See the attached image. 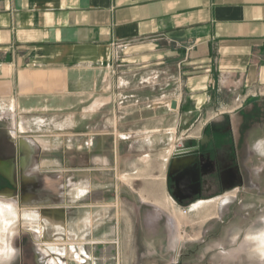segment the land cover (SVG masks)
Returning <instances> with one entry per match:
<instances>
[{"label":"crops","instance_id":"1","mask_svg":"<svg viewBox=\"0 0 264 264\" xmlns=\"http://www.w3.org/2000/svg\"><path fill=\"white\" fill-rule=\"evenodd\" d=\"M120 42L130 43L136 61L186 63L188 93L110 91L106 82L113 77L105 66ZM0 97L17 121L32 126L33 152H47L36 169L69 179L70 207L86 196L79 213L64 222L65 235L78 231L87 238L80 213L89 209L101 212L93 224L85 218L95 226L92 238L111 203V235L121 249L127 241L121 227L132 225L119 216L122 194L138 191L128 182L135 173L130 148L166 129L170 118L175 128L189 118V131L210 108L220 115L252 97L263 101L264 0H0ZM54 121L62 134L44 133ZM164 180L167 192V161Z\"/></svg>","mask_w":264,"mask_h":264},{"label":"rangeland","instance_id":"2","mask_svg":"<svg viewBox=\"0 0 264 264\" xmlns=\"http://www.w3.org/2000/svg\"><path fill=\"white\" fill-rule=\"evenodd\" d=\"M129 46L116 48L113 60L105 66V72L113 77L112 81L109 79L106 82L110 91H119L124 95L135 93L137 96L147 93L156 97L162 94L173 96L181 89L184 94L188 93L185 85L188 75L185 74L190 67L186 63L174 64L164 60L138 62L131 59L127 50ZM2 94H8V90H3ZM126 103L127 101L122 105L125 106ZM239 104L241 101H237L236 106ZM244 104L241 109L227 115L235 122L237 133L241 136L245 131L249 133L246 150L253 154L248 162L255 170L253 184L256 189L249 190L245 195L235 191L234 195L225 198L203 200L190 208L174 203L168 187L165 192L166 161L168 163L174 149L186 139L185 134L199 135L203 123L218 115L210 108L201 116V123H197L189 131H186L189 118H186V125L184 123L182 128H175L174 118H170L166 129L148 133L144 144H135L130 148L129 153L133 154L135 162V173L129 177L128 182L133 181L138 191L128 189L122 194L119 216L130 219L132 225L121 227L123 236L127 239L121 249L117 236L111 235L114 226L110 219L116 213L114 208L113 211L110 209L111 203H108V208H104L102 213V217L108 220L102 226L96 227L97 234L103 232V236L98 235L93 239L90 238L89 231L95 226L90 224V219L85 218L93 217V224L95 217H101V212L92 214L89 209H82L80 216L84 218L82 222L87 221V225L80 229L83 236L85 230L87 231V238H82L77 231V238L69 235V239L67 235H63L61 229L52 231V226L59 225L55 224L50 215L42 216L30 209L31 211H22L23 218L20 219L18 209L0 207V260L13 256L20 224H23L25 229L33 228L39 232V246L48 254L47 257L43 256L46 261L50 260V264H66V259H59L57 253L67 255L66 248H75L77 253L85 242L87 257L78 256L77 253V258L71 259L70 264H81L83 258L85 264H261L251 252L244 235L251 226H258L260 221L264 225V99L260 102V98L252 97ZM232 108L234 107L229 110ZM13 118L14 115L0 97V126H6L10 136L13 133V121H17ZM54 122L46 124L42 131L62 134L61 125ZM17 123L16 129L21 127L23 133L32 130V126L28 129L20 120ZM22 135L27 136L29 141L33 140L31 132ZM227 199L229 201L226 204ZM30 217H33V222ZM59 219L62 217L59 216ZM39 221L48 227L47 234L51 239H42L44 224L37 227ZM12 240L13 247L10 245ZM98 242L103 244L96 246Z\"/></svg>","mask_w":264,"mask_h":264},{"label":"flooded vegetation","instance_id":"3","mask_svg":"<svg viewBox=\"0 0 264 264\" xmlns=\"http://www.w3.org/2000/svg\"><path fill=\"white\" fill-rule=\"evenodd\" d=\"M227 114L221 113V116L218 114L207 120L199 135L185 134L186 139L169 158L167 187L177 205L190 208L203 200L225 198L234 195L235 191L245 195L249 190L256 189L253 184L255 170L248 162L253 154L246 150L249 133L245 131L243 136L237 133L235 122ZM11 131L13 137L6 126H0V207L18 209L20 219L23 218L22 211L30 209L42 216L50 215L59 225L52 226V231L58 228L65 235L64 222L68 221L70 213L74 216L79 213V205H84L86 196L78 205L70 207L69 179L64 178L60 171L37 170L35 162L47 157V152H33L30 141L20 129L15 127ZM56 157L62 160L61 154ZM30 220L33 222V217ZM262 222L259 223L263 225ZM38 223L37 227L44 224L42 221ZM20 225L10 264H50V260L44 258L48 254L39 246V232ZM43 226L42 239H51L47 234L48 227ZM98 235L101 236V233L93 234L92 238ZM13 243V240L10 241L12 247ZM98 244L103 243L95 245ZM86 246V242L82 244L78 256L87 257ZM66 249L68 256L57 253V257L66 259V264H70L71 259L77 258L76 249ZM82 263H86L85 258Z\"/></svg>","mask_w":264,"mask_h":264},{"label":"clouds","instance_id":"4","mask_svg":"<svg viewBox=\"0 0 264 264\" xmlns=\"http://www.w3.org/2000/svg\"><path fill=\"white\" fill-rule=\"evenodd\" d=\"M244 240L255 257L264 264V225L251 226L244 235ZM5 260L10 264L11 257H6ZM5 260H0V264H5Z\"/></svg>","mask_w":264,"mask_h":264},{"label":"built area","instance_id":"5","mask_svg":"<svg viewBox=\"0 0 264 264\" xmlns=\"http://www.w3.org/2000/svg\"><path fill=\"white\" fill-rule=\"evenodd\" d=\"M128 45H130V43H128V42H120V43H116L115 47L117 49H120V48H123V47L128 46Z\"/></svg>","mask_w":264,"mask_h":264},{"label":"water","instance_id":"6","mask_svg":"<svg viewBox=\"0 0 264 264\" xmlns=\"http://www.w3.org/2000/svg\"><path fill=\"white\" fill-rule=\"evenodd\" d=\"M176 104H177V101L176 100L172 101V108H175L176 107Z\"/></svg>","mask_w":264,"mask_h":264}]
</instances>
